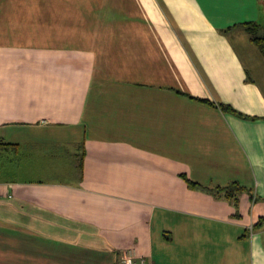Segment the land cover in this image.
Segmentation results:
<instances>
[{"label": "crops", "instance_id": "crops-1", "mask_svg": "<svg viewBox=\"0 0 264 264\" xmlns=\"http://www.w3.org/2000/svg\"><path fill=\"white\" fill-rule=\"evenodd\" d=\"M263 15L0 0V264H264V55L229 36ZM184 176L247 190L237 207Z\"/></svg>", "mask_w": 264, "mask_h": 264}, {"label": "trees", "instance_id": "trees-1", "mask_svg": "<svg viewBox=\"0 0 264 264\" xmlns=\"http://www.w3.org/2000/svg\"><path fill=\"white\" fill-rule=\"evenodd\" d=\"M245 27H246L248 33L250 34L251 42L264 55V28L259 23L245 24ZM200 101L205 102V103H209L212 105V103L207 101V100H200ZM220 108L225 113H230V114L236 115V116L244 118V119H250V120H256L257 119L256 117L247 116V115L237 111L236 109H234L233 107H231L229 105L221 104ZM184 179L190 188L204 190L207 192H211V193H215V194L224 196V198L233 202V204L237 207L239 206V196L242 193L246 192V190H247L246 188L242 187L237 182H234L227 187H216L213 189H209V188H204V187L200 186L199 184L193 182L187 176H184ZM262 221H263V219L261 220V222Z\"/></svg>", "mask_w": 264, "mask_h": 264}, {"label": "rangeland", "instance_id": "rangeland-1", "mask_svg": "<svg viewBox=\"0 0 264 264\" xmlns=\"http://www.w3.org/2000/svg\"><path fill=\"white\" fill-rule=\"evenodd\" d=\"M64 3H69V4L72 3L73 5H78V4L80 5L84 3H90V0H64ZM262 23L264 25V15H263ZM229 36L232 38H243L244 40H246V41H238L236 45L239 49L240 54L242 55V58H247V53H249V49L259 54L257 47L249 43L248 38L250 37V34L248 33L246 28H241L237 32H233L232 34H229ZM252 63L250 65L253 66L254 70L252 71L253 75L251 76L253 77L255 82H257L256 88L258 89L260 94L264 97V58L259 57L258 59L254 60V62ZM253 108L258 110L260 109V106L254 105Z\"/></svg>", "mask_w": 264, "mask_h": 264}, {"label": "built area", "instance_id": "built-area-1", "mask_svg": "<svg viewBox=\"0 0 264 264\" xmlns=\"http://www.w3.org/2000/svg\"><path fill=\"white\" fill-rule=\"evenodd\" d=\"M124 259L125 264H148L147 259L144 257L134 259L133 253L131 251L124 252Z\"/></svg>", "mask_w": 264, "mask_h": 264}]
</instances>
